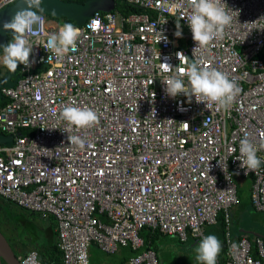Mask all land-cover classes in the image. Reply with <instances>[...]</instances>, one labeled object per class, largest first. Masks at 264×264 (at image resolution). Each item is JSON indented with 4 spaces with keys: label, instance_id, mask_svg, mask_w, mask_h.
<instances>
[{
    "label": "built area",
    "instance_id": "built-area-1",
    "mask_svg": "<svg viewBox=\"0 0 264 264\" xmlns=\"http://www.w3.org/2000/svg\"><path fill=\"white\" fill-rule=\"evenodd\" d=\"M15 1L0 0V10ZM113 1V11H97L77 26L76 50L62 67L44 48L60 23L42 14L44 31L28 36L34 62L20 64L16 84L1 89L0 134L12 143L0 144V197L53 219L61 264H90L92 244L106 254L131 248L136 254L127 264H158L156 252L143 249V228L186 242L202 239L219 215L223 264H264L262 238L231 234L238 180L252 179L251 205L264 213V0H223L232 23L206 49L192 39L188 0H125L143 11L129 15ZM158 32L164 38L157 43ZM179 54L238 82L242 91L227 111L183 93L167 95L171 73L161 63L178 73ZM72 100L98 113L94 127L61 119ZM72 135L85 138L86 147L70 145ZM246 135L262 161L254 171L239 151Z\"/></svg>",
    "mask_w": 264,
    "mask_h": 264
},
{
    "label": "clouds",
    "instance_id": "clouds-1",
    "mask_svg": "<svg viewBox=\"0 0 264 264\" xmlns=\"http://www.w3.org/2000/svg\"><path fill=\"white\" fill-rule=\"evenodd\" d=\"M22 3L24 6L15 10L10 19L0 22L3 30H10L12 33L11 41L8 40L2 48L3 55L0 56V64L6 67L9 72L16 71V75L18 64L27 68L34 62H30L29 59L33 44L29 41L28 36L36 32H43L45 26V17L41 14V0H22ZM188 3L191 12L187 23L196 47L206 49L214 40L222 39L225 29L231 25L233 20L231 15L233 11L223 0H188ZM160 23H166V19H162ZM176 27L178 30L175 35L179 37L182 34L179 30L180 24L177 23ZM80 35V28L72 23L61 24L58 31L47 34L44 48L51 53L48 60L55 58L56 66L62 67V61L66 54L76 50ZM163 38L161 32L156 34L157 43ZM180 56H183V67L178 73L173 72V68L169 64L161 63L166 65L167 70L171 73L164 82L167 95L176 97L183 93L186 96H194L197 103H205V106L216 105L219 109L227 111L242 91L238 82L210 64L205 66L202 60H190L183 54H179L178 59ZM5 74V72H1L0 77ZM184 76L188 78L190 85L188 87L185 85ZM60 116L69 126L78 129L92 128L98 123V113L87 106L78 105L75 100L63 107ZM184 125L188 127L187 123ZM67 139L70 145L81 150L88 143L85 138L79 135L67 136ZM258 150V147L247 135L240 140L239 151L243 158V164L250 171L257 170L261 165L262 161L257 156ZM220 251L221 242L215 235L209 234L203 236L199 242L196 259L200 264H216ZM23 264H39L37 253L32 252L23 261Z\"/></svg>",
    "mask_w": 264,
    "mask_h": 264
},
{
    "label": "trees",
    "instance_id": "trees-1",
    "mask_svg": "<svg viewBox=\"0 0 264 264\" xmlns=\"http://www.w3.org/2000/svg\"><path fill=\"white\" fill-rule=\"evenodd\" d=\"M63 1L80 2L79 0H63ZM83 1H85V0H83ZM116 3H117L116 4V11H118L122 15H129L132 13L143 12L140 8L126 4L125 0H117ZM41 14H44L43 11L41 12ZM47 17L50 18L49 16H47ZM55 20L59 21L61 24L72 23L74 26H76L75 22L68 21L64 18H56ZM11 38H12V36H9L8 40H10ZM1 54H3V49L0 50V55ZM8 71L9 70L6 68L5 73ZM0 74H1V72H0ZM3 104L4 103H1V105H3ZM21 133L24 134V133H26V131H21ZM251 182H252V179H250V178L241 179V180L237 181V188H238L237 194H238V198H239V205L236 207V209L238 210V212L239 211L244 212L247 215H249V217H250V219H252V221L257 222V220H258V221H261L262 224H264V213L255 212L252 205H251V200H250V195H249ZM8 203H10V202H8V201H6L0 197V215L5 213L4 216H6L8 219H10L13 216V212L11 210H8L6 212V210L3 209V204H8ZM16 207L17 206H15V208ZM16 209H18L21 213H19L18 215L15 216V220L13 221L14 225L26 226L27 231L36 232V229L34 228L33 223L28 222V220H29V218H32L33 216H36L38 214L29 212V211L21 209L19 207H17ZM16 217L17 218L19 217V218L17 219ZM47 218L49 219L48 224L51 225V223L53 222V219L49 216H47ZM231 221H233V217H232ZM30 227L32 229H30ZM210 229L216 234L217 238L219 239V241L223 245V257H222V255L218 256L219 257L218 262L220 264H223L226 261V257H225V247H224L225 225L223 222L222 215H219L217 225L210 227ZM49 234H50V232L48 230L46 235L49 236ZM139 234L144 240V248L143 249L144 250L151 249L154 252H156L157 259L159 262V249L161 248V244H163L164 239L169 238L170 236L163 235L160 232L155 231V230H151L150 228H147V227L143 228ZM55 235H56V242L55 243H48V244H54V245H51L47 249L44 250L45 251V253H44L45 258L41 255V252H40V254L37 252L38 253V259L41 262H43L44 264H61V252L59 251L58 246H57V232L56 231H55ZM241 237H243V236L239 235L237 237V239H240ZM171 238H173V237H171ZM48 239H49V237H48ZM175 241L179 244L187 243V242H180L177 239H175ZM119 251L125 259H128L131 256L136 254V252L132 251L131 248H129V247H120ZM96 252H100V250L95 245L92 244L89 247V259H91L93 254Z\"/></svg>",
    "mask_w": 264,
    "mask_h": 264
},
{
    "label": "water",
    "instance_id": "water-1",
    "mask_svg": "<svg viewBox=\"0 0 264 264\" xmlns=\"http://www.w3.org/2000/svg\"><path fill=\"white\" fill-rule=\"evenodd\" d=\"M80 2H66L63 0H41V9L43 13L51 18H64L68 21L75 22L76 26L84 25L91 18L93 13L97 11L111 12L115 9L113 0H79ZM22 0H16L13 4L0 10V22L8 20L11 14L20 7H23ZM9 36H12L11 31H5L0 25V50L6 45ZM19 66V64H18ZM17 70V69H16ZM18 80V75L15 72H6L0 77V100L1 89L13 87ZM12 136H4L0 134V144L11 145ZM254 237L264 238V236L253 233ZM5 264H20L18 258L12 252L6 239L0 232V260ZM1 263V262H0Z\"/></svg>",
    "mask_w": 264,
    "mask_h": 264
},
{
    "label": "crops",
    "instance_id": "crops-1",
    "mask_svg": "<svg viewBox=\"0 0 264 264\" xmlns=\"http://www.w3.org/2000/svg\"><path fill=\"white\" fill-rule=\"evenodd\" d=\"M5 72V71H4ZM14 216H12L11 219V223L13 224L11 228H16L12 230H8L6 233H8V235H10L9 237V241L12 242V245L14 246L15 249V253L18 256V258L28 254L31 251H36L45 258V249H47L49 246L54 245V244H48V243H55L56 242V235H55V225L54 222L50 224H48V218L47 216H42V215H36L33 216L32 218H29L28 222L33 223L34 228L36 229V232H29L26 229V226H16L14 225ZM232 217H233V221H231V234L232 237L234 239H237V237L239 235L242 236H246L249 237L250 239H253V233H257L260 234L262 236H264V233H262L259 229H256V223H253V221H251L249 223L248 220H250L249 215H247L244 212H238V210L236 209V207L233 209L232 211ZM19 218V217H18ZM17 218V219H18ZM34 219L41 221L42 223L38 224V223H34ZM50 225V226H49ZM30 229H32L30 227ZM18 230L23 231L20 233ZM50 232L49 236L46 235V233ZM208 230V229H207ZM207 230L205 229V233L207 232ZM212 231V230H211ZM17 232L20 233V236L17 235ZM52 233V234H51ZM216 236V234H213ZM49 237V239H48ZM172 237V236H170ZM217 237V236H216ZM175 238V237H173ZM176 239V238H175ZM192 239H198V238H194L189 236L188 237V241L192 240ZM200 239V238H199ZM263 242H264V238ZM7 241V240H6ZM226 252V251H225ZM219 255H222L223 257V245L221 244V251L219 253ZM218 255V256H219ZM217 256V261L219 260ZM226 257V255H225ZM90 260V264H127L128 259H125L120 251L118 250L117 253L115 254H106L103 252H96L93 254L92 258L89 259ZM159 264V262H158ZM194 264H200V262H196Z\"/></svg>",
    "mask_w": 264,
    "mask_h": 264
},
{
    "label": "rangeland",
    "instance_id": "rangeland-1",
    "mask_svg": "<svg viewBox=\"0 0 264 264\" xmlns=\"http://www.w3.org/2000/svg\"><path fill=\"white\" fill-rule=\"evenodd\" d=\"M58 23H60L57 20H54ZM1 54L0 56H2ZM6 67H4L2 64H0V71L4 73ZM17 208V207H16ZM14 204L8 203V204H3V209L6 210H11L13 212V219L15 220V216L21 213L18 209H16ZM4 214L0 215V230L5 234L6 238L9 240L10 235L6 233L8 230L16 229V228H11L13 227L11 223V219H8ZM17 218V217H16ZM249 223L252 221V219L248 220ZM34 223H42L39 220L34 219ZM253 223H256V229H259L262 233H264V224L261 223V221H253ZM209 226L206 228L207 232L204 234V236L209 235V234H215L213 231H211ZM21 228V227H18ZM17 228V229H18ZM6 231V232H5ZM20 233L23 231L18 230ZM17 232V235L20 236V233ZM201 239H192L188 241L185 244H179L175 241L174 238H166L163 240V244H161V248L159 249V264H194L197 262L196 259V249L199 245V242Z\"/></svg>",
    "mask_w": 264,
    "mask_h": 264
},
{
    "label": "flooded vegetation",
    "instance_id": "flooded-vegetation-1",
    "mask_svg": "<svg viewBox=\"0 0 264 264\" xmlns=\"http://www.w3.org/2000/svg\"><path fill=\"white\" fill-rule=\"evenodd\" d=\"M0 232L2 233V235L4 236V238L7 240V243L9 244V246H10V248H11V250H12V252L15 254V256L18 258V256L16 255V253H15V249H14V246L12 245V242L11 241H9L7 238H6V236H5V234L0 230ZM18 260H19V258H18ZM0 264H5L4 262H3V260L1 259L0 260Z\"/></svg>",
    "mask_w": 264,
    "mask_h": 264
}]
</instances>
